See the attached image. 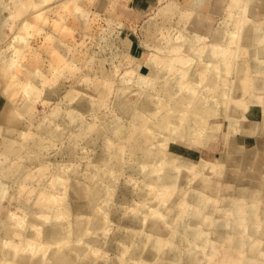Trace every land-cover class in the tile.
<instances>
[{
    "label": "rangeland",
    "instance_id": "rangeland-1",
    "mask_svg": "<svg viewBox=\"0 0 264 264\" xmlns=\"http://www.w3.org/2000/svg\"><path fill=\"white\" fill-rule=\"evenodd\" d=\"M2 1L4 4H0V9L3 21L0 23V28L4 31V34L3 36L0 35V97L3 99V95L13 92V96L9 97L10 99L4 98V102H11L9 104L11 108H14L13 110L15 112H20L18 116L19 118H17L18 120L16 122L19 130H22L23 126L31 122L29 125H31L30 128L33 136L31 138L26 137L25 139V137H19L20 134H18V131L15 130H11L7 133V140L10 139L15 142V135H17L19 139L22 138L20 142H15V146L13 145L14 147L18 148L21 145L24 147L21 146V149H16L11 153L9 152L10 154H8L7 157L4 155L7 158L5 160L6 165H11V172L9 170L7 172L4 170V172L0 171V182L3 183L0 184L6 189L5 190L3 188L4 191H6V194H4L6 195L4 205L9 206L11 210H15V208H22L23 216L22 218L18 217V219L15 218L13 223H10V225L7 223L4 226L2 224L3 220L0 219V240L6 233L5 231L3 234V231L6 229L15 227L25 229L26 225L22 224L24 219H30L32 226L36 223L39 224L41 221H44V217L41 215L45 213H52L55 209H57L56 206L60 203V206L68 207V209L63 210L61 214L57 215V218H55L56 221L65 222L71 220L73 217V211L75 213L74 216L85 215L86 212L84 210H82L80 214H77L79 213V209L77 208H79L84 202L90 201L89 190L92 188L93 184L87 183L86 185L83 180V174L87 172L88 168H94L97 172L100 171L101 168H106L105 172L101 174L102 178L105 180L103 185L107 189L104 195L100 198L102 203L107 201L105 205L107 208V217L101 220L103 223L102 227L99 229L90 228L86 233H83L79 237H74L72 235L71 239L63 245L62 251L67 250L71 247V245H79L82 249L80 254H86L85 259H83L84 261H80L81 264L87 262L91 258H95L97 264H114V262L119 264V258L121 257L119 252L120 240H122V236L128 229V226L125 223L126 218L133 215V213L135 215L144 213L149 206L142 205L137 209L135 208V205L138 204L137 200L139 201L140 199L139 197L137 198L136 193L138 191L144 192L149 187L146 184L144 173H147L151 167L146 164L145 166L143 165L144 167L142 168L140 166V164H142L140 163L141 150L133 149L135 146L134 135L137 133L136 130L133 132L134 127L130 126L129 123L134 113L133 111H136V109L139 111L142 103L148 101L146 96L148 90L156 93L158 88H165L169 79L177 75H182V72L186 68L185 63L182 64V61H186L187 64L190 65L194 63L193 66L197 64L196 62H202V54H205L209 46L213 45L212 39L217 30H225V35L227 37L231 36L236 42V38L242 30L240 26H242L243 23H246L245 20H247V18L249 21L248 13L250 0H238L239 7H237L234 12H231V14H229L230 9L228 5H226L227 0H219L218 4L221 6L220 13L211 15V17L208 18L211 29L207 33H196L197 35L195 32H191L188 28L191 26L190 24H192L193 21H198V17L196 15L197 13L194 11L193 13L191 12L192 15L194 14L193 16H195V19L192 18L193 16L190 12H188L191 10L187 9V12L185 8L183 10L181 5L184 1L182 0H74V2L71 1V5L67 6L60 4L62 0H43V2L39 4L36 3L37 7H35L34 0ZM5 4H7V7H4ZM11 6H14V10L12 12L9 11ZM59 7H61V9ZM261 7L262 12L264 13V2H262ZM70 8H73V10ZM255 8L256 10H259V7L255 6ZM68 9H70L71 12H68ZM63 10L65 11L63 12ZM37 12L40 15H37L38 18L31 16L34 13L37 14ZM115 12H117V14ZM166 14H172L171 22L168 21L169 23L164 22ZM83 18H86V20ZM29 21L30 23H28ZM59 21L60 23L62 22V25L60 24L61 26L59 25ZM253 21L264 27V17L262 15L255 17ZM25 22L28 25V27L26 26L28 29L24 27ZM75 22L78 24V27ZM29 24L31 27H29ZM172 24L176 27H173ZM186 27L189 30H187ZM61 28L63 29L60 32ZM152 29H156V36H154V34L153 36L148 35L150 32L149 30ZM177 29H179L178 32L180 30L182 31H180L181 34L176 32ZM231 30L235 32L232 33ZM177 34H180L185 41L188 38H191V40L195 42L194 46L188 51H185V44L188 41L184 43L183 39L181 40L180 37L179 40L183 43H181V41L179 42L180 45H177V48L179 47V49L175 51L168 50V47L166 48L165 44L170 38H174V40H176ZM172 35L173 37H170ZM192 35H195V37L192 38ZM51 37L53 40H51ZM125 37H130L133 40L135 39L134 47L125 41ZM152 41L155 42L152 43ZM260 42L264 44V39L260 40ZM168 45L169 42L167 46ZM225 45L226 43H222L215 46L223 48ZM235 45L237 44L232 43L230 46ZM47 46L49 47L47 48ZM56 46L59 50L56 49ZM158 46H160L161 49ZM130 47L132 48L130 49ZM39 50L42 51L40 52ZM56 50L58 51L56 54L59 53L62 57H59V59L56 58L57 61L59 60L58 63L52 59ZM239 52L240 51L236 48L235 51H231L230 55L219 58V61L215 63L217 66V64L220 65L222 62L225 63L228 61V66L226 64L224 76L221 77L216 90H212V88L208 87V75L210 74V70L213 69L212 64L210 68L203 72V74L199 75L197 81L192 80V76H196L197 74L195 73L194 75H191L189 71L191 70L190 67L187 73L183 75L182 85L185 87L190 85V88L188 89L189 91L187 92L188 95L201 91L204 92V95H207L206 99L211 100L214 99L212 96L217 94L221 87L225 86V90H227L230 87H233L236 83L240 84V87H242L240 92L241 97L237 98L236 101H232L230 96L228 98H226L225 95L216 97V100H219V108L223 109H225L227 105L240 104L237 102L241 99L257 97V100L254 102L255 111L253 112V115L260 118V123L262 125H260V127L251 126L249 128L244 126L245 129L243 128L244 131L249 132V139L247 140H249L250 144H253L256 138H264V87L259 91L255 90L253 86L255 73H251L250 69L245 75H243V77L237 78L235 73L237 62H241L240 60L249 56L247 52V54ZM50 58L53 61H51ZM149 58H151V60ZM104 59L105 61H103ZM146 60L147 64L150 62L149 65L146 63L143 64ZM167 61L169 64L166 65ZM257 61V67L259 70L255 77L256 79L264 81V59H258ZM28 62H30L32 66L34 65V69H29V67H27V65H29ZM52 64L54 65L51 66ZM165 65L169 67H166ZM38 66L42 67V69H38ZM103 67L109 71V74L106 75L107 77L103 76L99 72L100 68ZM149 67H153V70H150ZM39 70H43L44 72ZM51 72L54 74H51ZM43 73H46L47 75H43ZM27 74H35L34 77L37 79L34 81L35 84ZM140 74L142 76L143 74L147 75H144V78H146L144 83L135 82L136 79H140L138 76ZM84 75L88 76L86 79H89L90 77L93 78L95 83L91 78V81L89 80L90 82L88 81L87 83ZM94 75L98 78L100 77L101 79L99 80L97 77H93ZM82 77H84V79H82ZM96 80L99 81V87ZM103 83L108 86L105 85V87ZM94 84L97 85L98 89L104 86L103 89H105L106 92H104L105 94L103 96L101 94L99 95ZM185 87H182L181 84L176 85L175 89L178 90V93L175 97L183 93ZM32 93L37 94L33 95ZM120 99L124 100L120 102ZM164 99L167 100L168 98L165 97ZM160 102L161 101L158 98V102H155L156 104L152 103L153 108L158 111V113H153V116L155 117H157L160 112L173 110L170 102L165 106H163ZM120 103H123V105ZM190 104L188 107L183 109L186 110V112L178 111L179 114L177 113L176 122L173 123V131L170 135H161L162 138L165 137L166 141L170 139L175 140L177 137L182 135V130L179 128H181L180 126L184 125L185 121L190 118V111L193 109V106H190ZM26 105L30 106L29 109H25ZM70 108L71 110L74 109L75 116L73 117L70 116V110L68 111ZM67 112H69V114ZM245 118L246 117L244 116L243 119L245 120ZM39 123L40 127L38 126ZM151 123L152 122L146 123L142 125L141 128H148V125ZM47 125L57 126V129L60 131L59 138H51L52 140L50 141L49 138H46L44 132H42V127ZM121 125L122 127L124 125L126 126L125 131L127 132V135L120 136L117 133L114 135L115 129L113 128ZM200 125L206 126L207 122H202ZM104 127L109 129L110 134L112 135H110L109 132L107 133ZM237 128L240 130L236 133L242 131L240 125H237ZM33 131L37 132L35 133L36 135ZM103 134L104 137H102ZM105 135H108L109 139L108 136ZM234 136H237V134L234 133L230 135V145L231 142L235 144L238 143V139ZM3 138L4 133L0 131V140L2 141ZM44 138L46 139L44 141L45 144L41 143ZM107 139L111 143V146L109 147L105 145L108 142ZM37 141L40 142L41 145H44L41 147L36 146L35 142ZM190 142L191 140H186L185 144ZM187 146L185 145V147H183L184 149L181 148V150H186ZM1 147L2 146H0V148ZM153 147L155 148V145H153ZM196 149L197 147L194 146L191 153H193ZM20 152L24 153L21 154ZM102 152L109 156L112 155L111 157L118 155L122 161L121 164L123 167L121 166V168H119L113 162L111 165L109 163L107 166L103 163V161H99L98 158ZM224 152V145L220 142L217 150L208 153V158L212 159L218 155L221 156L222 160H224L226 159ZM261 152L264 156V149H262ZM199 154L200 153H197L195 157L199 156ZM172 163L173 161L167 156L166 161L162 164L161 172L163 173L165 168L171 167ZM209 164L211 163L208 162L201 171L197 172L193 180L189 181L190 183H183L186 184L184 185L186 188L182 184L183 187L179 186L181 188L178 186L169 187V189L167 188L166 195L164 194L165 192H157L156 196L150 202L156 205V207L157 205L160 206V204L165 202L166 206H161L162 208L158 209L156 215L162 216V213H165L164 211H166L167 204L170 203L176 204L175 209L172 211L176 213L182 204V199H180V197L184 194V191L187 193L191 192L190 190L191 188L193 189L195 183L199 185L198 187H200L203 183L207 184V181L210 183L211 179L205 177L206 172L209 175ZM57 173H63L64 178L59 180L58 175L55 176ZM193 173L194 172H191V174ZM232 174L236 177L242 176L240 171H237V173L232 172ZM55 186H60L64 191L66 190L65 192L67 194L66 195L64 192V199L63 197H60L63 201L58 203V205L55 204L56 206L53 205L54 203H51L53 196L52 190L55 191ZM233 186L234 185L232 184H228L224 188L231 190ZM43 189H47L50 193H44L39 196ZM194 189L196 188L194 187ZM207 190L209 191V194H214L211 189ZM219 194H221V192ZM124 196H128L129 200L127 203L121 202V198L123 199ZM9 198L11 199L10 204ZM257 198L253 203L255 204V208L257 207V213H259L261 204L264 206V203L261 199ZM177 202L181 203L179 204ZM184 205L186 204L184 203ZM216 205L218 206L219 204L217 203ZM243 205L245 206L246 204L243 203ZM1 208L2 207L0 205V211L2 210ZM7 213L8 210H5L3 212V216ZM225 216L233 218L230 211L227 212ZM259 216L257 219L259 218L260 220L255 221L256 223L257 221L261 223H257L260 226L255 224L258 226L255 228H259L257 229V234H250L248 223L245 221L244 224H241L240 232L232 234V239H227L224 242L211 243L214 245H211L210 249L218 248V250L213 256H211L212 258L210 257L208 259L209 256L207 257L208 260H206V264H208L207 262H209V264H223L225 259H227L228 256L232 257V255L237 256L240 261L254 260V258L249 259L251 257L247 255L249 251L247 248H261V245H264V238L259 237L261 233H264V219H261ZM180 220L177 219L171 225H167V227L165 226L169 234L161 238L162 242H164L162 246H164V244L165 246H168V244L172 242V232L176 230L177 224H179ZM45 221L49 222L51 220H46L45 218ZM145 227L146 224H140V227L137 228V232L146 235L147 233L144 231ZM163 230L164 227L162 231ZM177 234H179V232L175 233V238ZM236 237H243L245 240H248V244L241 247L242 250L233 246V240ZM92 238H96L98 240V248L89 251V241ZM143 238L145 241L151 242V239H149L147 235ZM21 239V236H16L13 241H10V244H14L15 242L20 243ZM38 243L42 245V240H36L30 246L33 248L39 247ZM6 244L9 245V242ZM125 244L128 245L126 242ZM174 244L179 246V243L178 245L177 243ZM44 246L45 247L41 249L39 248L36 252L44 257L46 260L44 264H47V260L49 262V258L53 257L52 251L56 250L58 242L55 241L47 246ZM195 247L202 249L203 251H201V254L205 257L207 256L205 254L207 249H209L208 247L205 251L203 245L201 246L196 242L189 246L186 243L180 244V248L182 249ZM180 248L178 247L177 249L181 250ZM122 249L126 248L123 247ZM18 250L23 251L24 248L22 249V247H19ZM33 251L28 250L27 252L28 254H33ZM129 251L131 252L130 247L127 249L124 258L128 256L130 253ZM1 253L2 252L0 250V254ZM180 264H183V261L182 263L180 261Z\"/></svg>",
    "mask_w": 264,
    "mask_h": 264
},
{
    "label": "bare ground",
    "instance_id": "bare-ground-1",
    "mask_svg": "<svg viewBox=\"0 0 264 264\" xmlns=\"http://www.w3.org/2000/svg\"><path fill=\"white\" fill-rule=\"evenodd\" d=\"M34 1H35V7H37L36 6L37 4L43 2V0H34ZM71 1L74 2V0H62L61 3L60 2L59 3L63 6L64 5L67 6V5H71L70 4ZM182 1H184V2H182V5H181L183 7V10H184V8L186 9V12H187V9L191 10V11H188V12H190L191 15H192L193 11L197 13L196 15L198 17V21L195 22L192 20L193 22H192V24H190L191 26L188 27L191 30V32H195V34L196 33H201V34L207 33L211 29L210 28V21L208 20V18H210L211 15L219 14L221 11V6L218 4L219 0H182ZM262 2H264V0H250L249 1V13H248L249 21L247 18V20H245L247 24L243 23V25L240 26L242 28V30L238 34L239 36H237L236 42L231 36L227 37L225 35L226 34L225 30H220V29L217 30L214 33V37L212 39L213 45L209 46V48L206 50L205 54L198 53V54L203 55L202 56L203 57L202 62H196L197 64H195L193 66L194 63L192 65H190V64H187L186 61H182V64L185 63V66H186V68L182 72V75H177V76L169 79L166 83L165 88L164 89L158 88L156 90V93L148 90L146 93L148 101H145L142 103L139 111L137 109H136V111H133L134 113H133L132 118L129 122L130 126L134 127L133 132H134V130H136V132H137L134 135L135 146L133 147V149L134 150L135 149L141 150L140 163H142V164H140V166L143 168L147 164V165H150V167H151V169H149V171L147 173H144L146 184L149 187L144 192L138 191L136 193L137 198L139 197L140 199H139V201L137 200L138 204L136 202L137 205H135V208L137 209V208L141 207L142 205H149V206H148V209L144 213L137 214V215H135L133 213V215L128 216L126 218L125 223L127 224L128 229H127L126 233L122 236V238H121L122 240H120L121 242H120L119 252L121 254V257L119 258L120 259V263L118 262L119 264H180V261H181V263L183 261V264H206V260H208L211 256H213L218 250V248H211L210 249L211 245H214L211 243H213V242H224L227 239H232V237H233L232 234L236 233V232H240L241 224L242 223L244 224L245 221L248 223L250 234H252V235L257 234V231H258L257 229H259V228H255V227L261 223L259 221H257V223L259 222L257 224L255 221L260 220L259 218L257 219V217L259 215H260L259 217L261 219H264V206H262V204H261L260 211H259V213H257V209H256L257 207L255 208V204L253 202L258 197L257 199H261L264 203V156L261 152V150L264 149V138H262V139L258 138L259 140L256 138L255 141L253 142V144H250L249 140H247V139H249V137H248L249 132L244 131V129H245L244 126H246V128H249L251 126H257V127L259 126L260 127V125H262L260 123V118L253 115V112L255 111L254 102H255V100H257V97L256 98L251 97L249 99H246V98L241 99L240 101L237 102L240 104H235V105L231 104L229 106L227 105L225 107V109H223V108H219V106H218L219 100H216L217 99L216 97L225 95L226 98H228L230 96L231 97L230 99L232 101H236L237 98L241 97L240 92H241L242 87H240V84L236 83L235 85H233V87H230L227 90H225L226 89L225 86L221 87L220 91H218L217 94H214L212 96L214 99L208 100V99H206L207 95H204V92H201V91H198V93L194 92V93H191V95H188L187 92L189 91L188 89L190 88V85H187L186 87L184 85H182L183 84L182 79H183V75L186 74L188 69L191 67V70H189L190 74L191 75L192 74L194 75L195 73L197 74L196 76H192V80L197 81L199 78V75L203 74V72H205L208 68H210V66L212 64L213 69L210 70V74L208 75V85H209L208 87L212 88V90H216L217 85L219 84L221 77L224 76L226 64L228 66V61H226L225 63L222 62V64H220V65L217 64V66L215 65V63H217L219 61V58L226 56V55H230L231 51H233V50L235 51L237 48V50H239L241 53L247 52L249 54L248 57L243 58V60H240L241 62H237L236 69H235V73H236L237 78L243 77V75H245L246 72L250 69L251 73H253V74L255 73L254 79H253V86H254L255 90H257V91L261 90L264 87V81L260 80V79H256L255 76L259 70L257 67V64H258L257 60L258 59H264V44L260 42V40L264 39V36H263V32H264L263 28L264 27H262L258 23H255L253 21V19H255V17L261 16V15L264 17V13L262 12V7H261ZM1 3L4 4V2L2 0H0V4ZM226 5H228V7L230 9L229 14H231V12H234L235 9L237 7H239L238 0H227ZM252 5H253V7H252ZM255 6L259 7V10H256ZM4 7H7V4H5ZM59 8L61 9V7H59ZM70 9L73 10V8H70ZM70 9H68L69 10L68 12H71ZM13 10H14V6H11L9 8V11L12 12ZM77 10H78V8H77ZM64 11L65 10H63V12ZM115 13L117 14V12H115ZM34 14H32L31 16H34L37 18H38V16H40L38 12H37V14H35V15ZM1 16L2 15H1V9H0V23L3 21V18ZM68 16H69V14H68ZM171 16H172V14H166L165 18H164L165 19L164 22H168V21L171 22ZM83 17H85V16H83ZM86 17H87V15H86ZM194 17L195 16H193L192 18H194ZM31 18H29V19H31ZM7 19H8V17H7ZM77 19H79V18H77ZM31 20H33V19H31ZM84 20H86V18ZM60 21H59V25L60 24L62 25V22L60 23ZM4 22H7V21H4ZM76 22H75V24H76ZM28 23H30V21ZM33 23H34V21H33ZM235 23H234V25H235ZM79 24H80V21H79ZM31 25H32V23H31ZM31 25L29 24V27H31ZM76 25L78 27V24H76ZM26 26L28 27L27 23L25 22L24 27H26ZM172 26H173V24H172ZM188 26H189V24H188ZM173 27H176V26H173ZM71 28H73V27H71ZM188 28H187V30H189ZM62 29L63 28L60 29V32L62 31ZM153 29L149 30L150 31L148 33L149 36H153V34H154V36H156L155 35L157 33L156 29L155 30H153ZM237 29H239V28H237ZM178 30L179 29H177L176 32H178ZM68 31H69V29H68ZM180 31L178 33L181 34L182 31L181 32ZM233 32H235V31H232V33ZM3 34H4V31H2V29L0 28V35L3 36ZM180 34L176 35V38H177L176 40H174V38H172V39L170 38L171 40L169 38H167V39H169V41L167 40L169 42V45L167 46V44H168V42H167L165 44L166 45L165 47L166 48L168 47V50L175 51V50L179 49V47L177 48V45H180L179 42L182 39H183L184 43H186V41H188L185 44V51H188L191 47L194 46L195 42H193V40H191V38H188L185 41L184 38H182V36ZM50 35H51V32H50ZM71 35H72V33H71ZM56 37H57V34H56ZM62 37H63V35H62ZM130 37H132V36H130ZM130 37H127V38L125 37V41L127 43H129V45L134 47V40L135 39L133 40L132 39L133 37L132 38H130ZM170 37H173V35ZM194 37H195V35L194 36L192 35V38H194ZM179 38L181 40H179ZM150 39H152V38H150ZM51 40H53L52 37H51ZM153 40H156V39H153ZM60 42H61V40H60ZM153 42H155V41H152V43ZM181 43H183V42L181 41ZM222 43H226V45L223 48H221V47L219 48V47L215 46V45H219ZM232 43L237 44V45L230 46V45H232ZM49 46H47V48ZM136 46H137V44H136ZM136 46H135V48H136ZM132 47H130V49ZM158 47H160V46H158ZM43 48H45V47H43ZM43 48H41V49H43ZM56 49L59 50L57 46H56ZM160 49H161V47H160ZM50 50H49V52H50ZM57 50L54 53V57L52 56V59L55 60L56 63H58V61H59V60L57 61L56 58H58V59H59V57L62 58L59 53L56 54L58 52ZM57 55H59V56H57ZM122 55H123V53H122ZM242 55H244V54H242ZM200 57H201V55H200ZM151 58H149V59L151 60ZM52 59H51V61H53ZM60 61H61V59H60ZM103 61H105V59ZM151 62H153V61H151ZM28 63H29V65H27V67H29V69H34L33 68L34 65L32 66L30 64V62H28ZM145 63L147 64V60L143 64H145ZM149 63L147 65H149ZM54 64H52L51 66H53ZM167 64H169L168 61L166 62V65ZM55 66H56V64H55ZM166 67H169V66H166ZM39 68L42 69V67L38 66V69ZM149 68H150V70H153V67H149ZM47 70H49V69H47ZM39 71H41V70H39ZM99 72L103 76H106L109 74V71L105 67L100 68ZM52 73L53 72H51V74ZM142 73H144V72H142ZM32 74H30V75L27 74V75L34 82L37 79H35V77H34L35 74L34 75H32ZM43 75H47V74L43 73ZM140 75H138L140 79L139 80L136 79L138 81L135 80V82L144 83L145 79H146V78H144L145 74H143V76L141 75V77H140ZM88 76H90V75H88ZM88 76H85V80L87 83L91 78L90 77L89 79H86V77H88ZM145 76H147V75H145ZM93 77H97V76L94 75ZM82 79H84V77H82ZM91 79L93 80V78H91ZM97 79L100 80L101 78L97 77ZM129 79H130V77H129ZM50 80H52V79H50ZM96 81H97L96 83L99 82L98 80H96ZM127 81H128V78H127ZM94 83H95V81H94ZM104 83H105V80H104ZM34 84H35V82H34ZM103 84H101V85H103ZM109 84H110V82H109ZM178 84H181L182 87H185V89H184L185 91L183 90V93H181L177 97H175L178 93V90H176L175 87ZM105 85L106 84H104V86ZM140 85H142V84H140ZM31 86H32V84H31ZM95 86L97 88V85H95ZM99 86L100 85L98 83V87ZM104 86L99 88V89L97 88L99 95L101 94L103 96L105 94L104 92H106V91H105V89H103ZM106 86H108V85H106ZM110 86H109V88H110ZM144 92H146V91H144ZM12 93L13 92H10L9 94L3 95L2 97H4L5 99L9 98V97L13 96ZM34 94L36 95L37 93H34ZM143 96H145V95H143ZM256 96H259V95H256ZM165 97H167L169 100L164 99ZM4 98L1 99V97H0V129H1L0 131H2L4 133V138L2 139V141L0 140V146H2L0 148V171L1 172L3 170L6 172L8 170L10 171L11 165H6V163H5V160L7 159L6 158L7 155L16 149H19V148L21 149V146H23V145H21L18 148L14 147L15 142H20L22 138L19 139L17 137V135H15V137H16L15 142L13 140H10V139L7 140V138H6V137H8L7 133H9V131H11V130H15V131H18V134H20V136L18 135L19 137L22 136V137H25V139H26V137L31 138L33 136L32 130L30 128L31 125H29L31 122L28 123L27 125L24 124L25 126L22 127V130H19L18 126L16 125V122L18 120L17 118H19L18 116H19L20 112H15L13 110L14 108L12 109L11 106L9 105L11 103L10 102L11 100L9 101L10 103L4 102ZM158 98L161 101L160 103H162L163 106L169 104V102H170L173 110H171V111L166 110L164 112H160L161 114L159 113V115L157 117H155V116H153V113H158V111H157V109L155 110L153 108L152 103H155V102L157 103ZM123 100L124 99H120V102H122ZM120 104L123 105V103H120ZM189 104H190V106H193L192 107L193 109L190 111V118H188L187 121H185L184 125H181L180 126L181 128H179L182 130V135L177 137L175 140L170 139V140L166 141L165 137L162 138L161 135H164V136L170 135V133L173 131V123L176 122V116L179 114L180 111L186 112V110H183V109L185 107H188ZM11 105H13V104H11ZM137 105H138V103H137ZM29 107H30L29 105H26L25 109H27V108L29 109ZM136 108H137V106H136ZM69 110H70V114H71L70 116L71 117L75 116L74 115V109L71 110V108H70V109H68V111ZM67 113L69 114V112H67ZM70 116H69V118H70ZM244 116L247 119L245 118V120H244L243 119ZM130 117H131V115H130ZM72 119H75V118H72ZM153 119H155V120H153ZM30 121H32V120H30ZM72 121H74V120H72ZM205 121L207 122L206 126L200 125V123L205 122ZM149 122H152V123L150 125H148V128H141L142 125L149 123ZM40 123L38 124V126L40 125ZM237 125H240V128L242 130L239 133H236V132H238V130H240L239 128H237ZM113 129H115V132L113 130L114 135L116 133L119 134L120 136H122V135L126 136L127 135V132L125 131V129H126L125 125L123 127H122V125L117 126L116 128H113ZM218 130H220V131H218ZM105 131L107 133L109 132V134H110L109 129H106ZM42 132H44L46 138H49V141L52 140L51 138L56 139V138H59V136H60V131L57 129V126L55 127L52 125L51 126L47 125L45 127H42ZM35 133H37V132H34V134ZM234 133L237 134V136H234V137H236L238 139V143L235 144V143L231 142V145H230V138L233 137V136L230 137V135H232ZM110 135H112V134H110ZM105 136H108V135H105ZM102 137H104V134ZM105 139H106V137H105ZM108 139H109V136H108ZM42 140H43V142H41V143L45 144L44 141L46 139L44 138ZM186 140H191V142L188 144H185ZM34 141H35V139H34ZM38 141L35 142L36 146L41 147L44 145V144L41 145V143ZM220 142L224 145V150H225L224 154L226 156V159L222 160L221 156H218V155L212 159L208 158V153L212 152L214 150H217ZM39 144H40V146H39ZM25 145H27V144H25ZM105 145H107L108 147L111 146V143L109 142V140ZM153 145H155V148L153 147ZM185 145L186 146L188 145L187 149L184 151L181 150V148L185 147ZM192 145L197 147V149L193 153H191V150L194 149V146H192ZM22 153H24V152H22ZM197 153H200V154H199V156L195 157V155ZM111 156L102 152L100 157L98 156L99 157L98 159H99V161H103V163L106 164L107 166L109 165V163L111 165L113 162L115 165H117L119 168H121V166H122L121 162L122 161L120 160V157H118V155H116L115 157L114 156L111 157ZM167 156L173 161V163H172L171 167L165 168L164 172L162 173L161 172L162 171V164H164V162L166 161ZM28 157H29V155H28ZM208 162L211 163V164H209L210 169L208 171L210 176L206 172L205 177H207L208 179H211L210 180L211 182L209 183L207 181V184L203 183L200 187H198L199 185H197V183H195L194 187L196 189H194V187H193V189L191 188V190L189 189L191 191L189 193L184 191V194H182L180 197V199H182L181 200L182 204L180 205V207L176 211V213L172 212L175 209L176 204L170 203V204H167L166 211H164L165 213H162V216L156 215L158 209L162 208L161 206H166L165 202L160 204V206L157 205V207H156V205H154L150 202L156 196L157 192H161V193L165 192L164 194L166 195L167 194V192H166L167 188L169 189V187H176V186L179 187V186H182V184L186 183V182L190 183L189 181H192L194 176L197 174V172L201 171ZM123 165H124V163H123ZM92 169L94 170V168H90V169L88 168L87 172H85L83 174L84 183L86 185H87V183L93 184L92 188L89 190L90 191L89 192L90 193V201L84 202L80 207L78 206L79 208H77V209H79V213H77V214H80V212L82 210H84L86 212V214L82 215V216H80V215L74 216L75 213L73 211V213H72L73 217L71 220L65 221V222L56 221L55 218H57V215L61 214V212L63 210L68 209V207L60 206L61 205L60 202L63 201L64 192L66 190L64 191L63 188H61L60 186H55L57 190L56 189H55V191L52 190L53 196L51 199V203L52 204L54 203L53 205H55V204L58 205V203H60V204L58 205L59 207L55 205L57 207V209H55L52 213H45V214L41 215L42 217H44V221H41L39 224L36 223L32 226L30 223V219H28L29 221L24 219L22 224L26 225L25 229L15 227V228H11V229L9 228V229H6L3 231V234L5 233V231H6V233L3 235L2 239L0 240L1 241L0 242V244H1L0 250L2 252L0 254V264H44V262L46 260L44 259L43 256L38 254L36 251L39 248L41 249V248L45 247L44 245L47 246V245H49L55 241L58 242V247H56V250L52 251L53 257L49 258L50 259L49 262L47 260V264H81L80 261L85 259L86 254L85 255H83L82 253L80 254L82 249L79 245H71V247L69 246L70 248H68L67 250H64V251H62V248H63V245L65 244V242H68L71 239L72 235L74 237H76V236L79 237L83 233H86L90 228H97V229L101 228L102 224H103L101 220H103L107 217V211H106L107 208L105 206L107 201L102 203L101 199H100L104 195L105 191L107 190L103 185L105 180L101 176V174H103L105 172L106 168H101V170L98 172L96 170L93 171ZM237 171H240V173L242 174L243 177L242 176L236 177L234 174H232V172L237 173ZM191 172H194V173L191 174ZM259 173H262V174H259ZM56 175H58L59 180H62V178H64L63 173H57V174H55V176ZM9 176H10V173H9ZM0 183L3 184L2 182H0ZM1 184H0V205L2 207L1 208L2 210L0 211V219L3 220L2 224L4 226L7 223H9V225H10V223H13L15 218L16 219H18V217L22 218L23 209L22 208H15V210L14 209L11 210V208H9V206L4 205V203L6 201V198H5L6 195H4V194H6L5 193L6 191H4L5 188L2 187L3 185L1 186ZM186 184H183V186ZM228 184L234 185L231 190H227L224 188ZM179 188H181V187H179ZM206 188L209 190L211 189L214 194H212V193L209 194L208 193L209 191ZM222 191H223V193H222ZM220 192H221V194H219ZM44 193L47 194V193H50V191H48L47 189H43L40 192L39 196L43 195ZM65 194H66V192H65ZM60 197H63V199H60ZM10 200L11 199L9 198V204H10ZM128 200H129L128 196L127 197L124 196L123 199L121 198V202H123V203H127ZM177 203H179V202H177ZM184 203L186 205H184ZM217 203L219 204L218 206L216 205ZM243 203H245L246 205L244 206ZM48 206H50V205H48ZM122 206H125V205H122ZM53 208H54V206H53ZM118 208H119V206H118ZM5 210H8V213L3 216V212ZM229 211L232 213L233 218H228L225 216L227 214V212H229ZM45 218H46V220L50 219L51 221L47 222V221H45ZM177 219H179V220L181 219V220H180V222L178 221L179 224H177L176 230H174L172 232V235H171V241L172 242L170 244H168V246H165V244H164V246H162V244L164 242H162L161 238L163 236L169 234V232L167 231L165 226L167 227V225H171ZM140 224H146L144 231L147 233L146 235L149 237V239H151V242L145 241V239L143 237L146 235H143L142 233L137 232V228L140 227ZM255 224H257V225H255ZM258 226H260V225H258ZM32 227L33 228L35 227V228L33 229ZM163 227H164V230L162 231ZM176 232L177 233L179 232V234H177L176 238H175ZM8 235H9V237H8ZM16 236L22 237L20 243L15 242L14 244H12V243L10 244V241H13V239ZM177 236H178V238H177ZM259 237L264 238V233H261L259 235ZM40 239L42 240V245H40L38 243L39 247H36V248L34 247L35 249L30 246L34 243V241H36V240L39 241ZM233 241H234L233 246L237 247V249H239V250H242L241 247L245 246V244H248V240H245V238H243V237H236ZM7 242H9V245L6 244ZM125 242L128 243V245L125 244ZM194 242L198 243L201 246L203 245L204 250L207 249V247L209 248V249H207V252L205 254V255H207L206 257L201 254V251H203V250L200 248H197V247L188 248V249L180 248V244H182V243H184V244L186 243L189 246ZM174 243H177V245L179 243V246H176V244H174ZM262 245H261V248H259V247H256V248L248 247L249 249L247 248V250H249L247 255L249 257H251L249 259L254 258V260L252 259V260H247V261H245V260L240 261V259L237 256L232 255V257L228 256L227 259L224 258L225 261L223 262V264L224 263L225 264H264V245L263 246ZM97 246H98V240L96 238H92L89 241L88 250L91 251L93 249H96V248H98ZM19 247H22V249L24 248V250L19 251L18 250ZM123 247H125L126 249H122ZM129 247L131 248V252L129 251L130 253L128 254V256L124 258L125 253L127 252V249H129ZM178 247L181 250H178L177 249ZM28 250H32V251L35 250V251H33V254H28V252H27ZM207 257H208V259H207ZM207 263L209 264V262H207ZM82 264H97V261L95 258H91L90 260H88L87 262L82 263ZM114 264H117V263L114 262Z\"/></svg>",
    "mask_w": 264,
    "mask_h": 264
}]
</instances>
